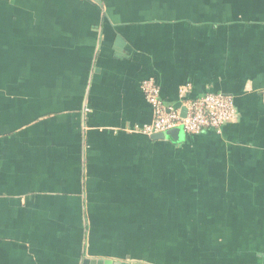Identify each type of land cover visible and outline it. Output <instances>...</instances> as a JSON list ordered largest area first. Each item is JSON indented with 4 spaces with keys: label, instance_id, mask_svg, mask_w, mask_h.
Segmentation results:
<instances>
[{
    "label": "crops",
    "instance_id": "1",
    "mask_svg": "<svg viewBox=\"0 0 264 264\" xmlns=\"http://www.w3.org/2000/svg\"><path fill=\"white\" fill-rule=\"evenodd\" d=\"M219 93L236 120L139 131ZM264 264V0H0V264Z\"/></svg>",
    "mask_w": 264,
    "mask_h": 264
},
{
    "label": "built area",
    "instance_id": "2",
    "mask_svg": "<svg viewBox=\"0 0 264 264\" xmlns=\"http://www.w3.org/2000/svg\"><path fill=\"white\" fill-rule=\"evenodd\" d=\"M141 88L154 112L152 122L139 129L148 136L166 133L177 127H181L185 134L196 135L203 130H219L237 117L232 98L223 94L207 93L184 100L180 108H170L160 99L159 89L153 80L144 81Z\"/></svg>",
    "mask_w": 264,
    "mask_h": 264
},
{
    "label": "water",
    "instance_id": "3",
    "mask_svg": "<svg viewBox=\"0 0 264 264\" xmlns=\"http://www.w3.org/2000/svg\"><path fill=\"white\" fill-rule=\"evenodd\" d=\"M185 115L184 110H182V116ZM185 133L181 127L174 128L167 131L166 133H159L152 136L153 139H169L174 142H180L184 139ZM83 264H128L124 262H112L110 260H87L84 259Z\"/></svg>",
    "mask_w": 264,
    "mask_h": 264
}]
</instances>
